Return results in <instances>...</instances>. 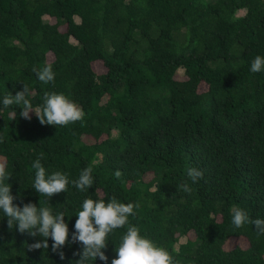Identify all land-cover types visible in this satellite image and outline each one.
<instances>
[{"label": "trees", "instance_id": "trees-1", "mask_svg": "<svg viewBox=\"0 0 264 264\" xmlns=\"http://www.w3.org/2000/svg\"><path fill=\"white\" fill-rule=\"evenodd\" d=\"M257 55L264 0H0V160L13 203L47 199L32 187L31 165L43 154L47 173L70 181L92 168L88 190L70 182L49 198L66 215L69 240L84 199L115 197L139 203L129 223L181 264H264V235L231 222L237 206L264 219V70L250 71ZM45 64L55 73L49 84L32 70ZM23 84L34 108L44 92H62L83 119L42 125L34 112L29 120L20 106L3 107ZM190 167L203 170L197 183ZM126 228L109 235L106 264ZM41 239L9 229L0 211V264L79 259L81 243L53 252L49 237L48 249L30 248Z\"/></svg>", "mask_w": 264, "mask_h": 264}, {"label": "clouds", "instance_id": "clouds-1", "mask_svg": "<svg viewBox=\"0 0 264 264\" xmlns=\"http://www.w3.org/2000/svg\"><path fill=\"white\" fill-rule=\"evenodd\" d=\"M32 70L43 84L54 82L55 73L51 64H45L40 68L33 67ZM262 70L264 56L257 55L251 62L250 71L256 73ZM28 97L29 87L23 84V89L17 91L15 95L11 93L5 95L2 105L5 108L12 105L20 106L19 115L29 120L30 112H34L42 125L66 126L84 117V112L78 104L62 92H44L43 103L35 108ZM42 157L43 154L31 165L35 169L32 187L47 198L39 206L32 202L24 203L22 207L13 203L16 197L11 194V185L6 182L12 174L7 170V161L0 160V211L7 217L9 229L15 225L21 233L27 232L32 237L43 238L30 245V248L48 249L49 237L52 240L53 252H57L66 243L79 242L82 249L74 253L79 256L75 264H94L97 258L106 264L108 258L102 250L107 247L109 235L114 230L127 226L126 232L120 238L119 246L115 248L116 256L111 264H181L167 247L156 243L147 234L141 235V229L129 223V216L135 215L134 209L140 207L139 203H122L115 197L108 198L107 202L103 197L84 199L82 210L76 214L75 231L69 240L68 224L64 219L66 215L63 211L54 212L49 198L54 194L66 192L70 182L82 192L88 190L94 182L92 168L86 167L80 172L78 179L70 181L68 173L63 171L48 174L41 164ZM120 175L121 173L117 171L116 176ZM187 175L193 183H197L203 178V170L190 167ZM181 188L185 192L191 191L187 184L181 185ZM231 222L235 228L251 223L254 225L257 238L264 235V219H252L238 206L232 209ZM59 255L63 259L62 251Z\"/></svg>", "mask_w": 264, "mask_h": 264}, {"label": "rangeland", "instance_id": "rangeland-1", "mask_svg": "<svg viewBox=\"0 0 264 264\" xmlns=\"http://www.w3.org/2000/svg\"><path fill=\"white\" fill-rule=\"evenodd\" d=\"M49 57H52L51 55H49ZM96 68L100 71L101 70V67L98 65V64H96ZM181 73H182V70H178L177 71V74H176V76L177 77H181ZM86 140H88L89 141V139L88 138H85ZM239 242V243H243V239H241V238H231V239H229V241H227V244L229 245V244H234L235 242Z\"/></svg>", "mask_w": 264, "mask_h": 264}]
</instances>
